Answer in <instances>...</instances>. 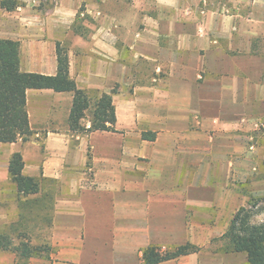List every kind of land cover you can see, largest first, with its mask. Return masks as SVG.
<instances>
[{"label": "crops", "instance_id": "0c3cea01", "mask_svg": "<svg viewBox=\"0 0 264 264\" xmlns=\"http://www.w3.org/2000/svg\"><path fill=\"white\" fill-rule=\"evenodd\" d=\"M18 1L0 8V38L19 41L21 71L55 74L56 42L69 39L77 88L117 86L115 131H71L72 92L29 88L30 133L0 142V201L17 192L14 152L39 180L32 195L51 196L46 264H143L146 246L187 242L200 248L157 264H248L245 252L212 245L264 193V0H136L138 26L124 0H89L87 14L103 22L85 35L67 25L78 0H56L37 21ZM128 58L141 60L144 82L133 83Z\"/></svg>", "mask_w": 264, "mask_h": 264}, {"label": "trees", "instance_id": "16d2710c", "mask_svg": "<svg viewBox=\"0 0 264 264\" xmlns=\"http://www.w3.org/2000/svg\"><path fill=\"white\" fill-rule=\"evenodd\" d=\"M20 5L18 0H0V8L12 11ZM57 71L53 75L36 72H24L19 68V41L0 38V142H15L19 138L25 140L30 133L28 113L26 109V91L29 88H49L54 91L72 92V104L68 115L71 131L88 133L93 131H115V106L112 93L90 95L86 90L77 88L75 81L68 74L67 51L56 42L55 46ZM89 113L90 125L81 123ZM143 138L152 139L151 132L142 133ZM23 159L20 152H14L8 161V173L17 191L23 196H30L39 191V180L22 173ZM241 206L229 220L226 231L220 236L224 240L221 246L224 251L246 253L248 264H264V221H251L253 208ZM46 246V245H45ZM200 247L189 242L172 248H161L148 245L142 250L143 264H157L176 258ZM0 250H10L19 259H28L44 252L49 259V247L43 249L27 240L14 244L11 237L0 233Z\"/></svg>", "mask_w": 264, "mask_h": 264}, {"label": "rangeland", "instance_id": "374dc122", "mask_svg": "<svg viewBox=\"0 0 264 264\" xmlns=\"http://www.w3.org/2000/svg\"><path fill=\"white\" fill-rule=\"evenodd\" d=\"M69 1V4L71 6L72 2L71 0ZM103 1L104 0H95V2H97L98 4H103ZM112 1L114 2V0ZM124 1L127 3L125 5L126 7L124 14H126V16L128 17V22L132 24L134 23V25L138 26V24L140 23L139 18H141L139 15L141 14L140 12L142 10L139 8L137 1ZM89 2V0H78L74 3V5L76 6L75 14L69 16L67 21L69 29L74 33L85 35L88 24L103 22L100 17L94 18L87 14L86 9L88 8ZM27 3L29 4V8H27V10L33 16L34 21H37L38 19H40L39 15L45 16L46 12L47 15H52L51 11L56 4V0H28ZM20 4L24 5L25 3L21 1ZM68 42L69 39H64V43H62L61 45L66 49V51ZM140 62L141 60L139 59L130 60V58H128V64L131 65L134 75L133 83L135 84L144 82V79L141 76L135 75L137 74L135 70L136 64ZM140 65L142 66V64ZM143 66L144 69L147 68V70H144L146 71V74H150V66L146 64ZM116 88L117 86L115 87V89ZM10 185H13L11 179ZM3 194H5V196L3 197V200L0 201V212L3 214V218L0 221V233L9 235L14 244H17L20 240L24 239L29 241L33 245H40L43 249H45L46 246L50 248L48 242L50 241L49 225L47 221L49 220V215L51 214L52 210L51 196L43 199L40 198L39 194L23 196L17 191L15 197L12 199V192L8 193L6 190ZM256 200L259 201V204L253 208L251 221L263 222L258 221V219L264 218V193H258L257 195H255V197H251L249 199V205ZM13 202L15 204L14 208L12 206ZM249 205H247L246 207H248ZM213 244L214 245L212 246L214 247L222 246L224 244V240L219 238L218 240H215ZM46 261L47 259L44 252L28 259H19L10 250H0V264H46Z\"/></svg>", "mask_w": 264, "mask_h": 264}]
</instances>
